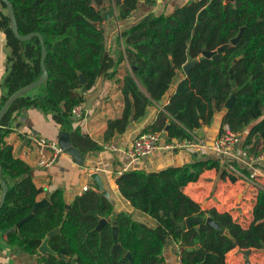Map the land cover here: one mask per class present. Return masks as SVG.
I'll use <instances>...</instances> for the list:
<instances>
[{
	"label": "trees",
	"instance_id": "1",
	"mask_svg": "<svg viewBox=\"0 0 264 264\" xmlns=\"http://www.w3.org/2000/svg\"><path fill=\"white\" fill-rule=\"evenodd\" d=\"M9 1L19 33H38L43 37L49 74L48 81L39 88L42 94L31 97L26 93L18 98L0 124L2 178L9 186L0 210V233L7 235L11 246L38 256L42 264H130L127 253H131L133 264H164V253L171 243L179 246L183 264H227L226 254L235 248L264 250V190L258 192L254 220L248 229L228 213L203 211L184 193L185 187L197 182L207 170H217L222 180L238 181L228 165L212 157L159 172L135 169L120 175L117 185L121 195L135 212L151 218L153 224L136 222L133 214L127 212L116 213L109 199L90 190L67 209L64 191L57 189L49 194V204L40 207L18 228V223L41 201V193L31 167L15 158L6 142L22 111L35 108L52 115L84 155L100 151L102 146L83 132L73 115L75 107L85 105L86 94L95 89L99 80L113 81L120 65L124 61L129 64L122 88L125 109L121 118L108 122V142L117 134H124L133 121L145 116L149 107L163 100L185 64L199 59L205 51L231 45L242 28L244 33L236 46L199 62L189 72L170 98L165 118L162 120L160 115L144 133L164 131L166 142L193 141V132L210 123L217 110L225 109L223 126L240 132L245 147L251 146L254 139L264 140V0H190L172 13H149L121 31L116 56L106 47L101 27L104 14L116 10L119 22L131 21L140 0ZM94 1L99 10L93 6ZM145 1L150 7L156 3ZM0 30L10 49L1 111L14 94L40 80L43 69L40 39L18 40L1 0ZM83 89L85 93L80 92ZM234 93V103L224 108ZM249 152L253 153L250 149ZM228 164L249 174L235 162ZM1 192L0 183V199ZM197 216L213 218L232 238L205 223L188 228L186 220ZM103 219L107 224L97 230ZM115 227L124 253L114 250ZM57 228L60 232L49 240L57 256L40 254L44 240ZM197 247L200 250H188Z\"/></svg>",
	"mask_w": 264,
	"mask_h": 264
},
{
	"label": "crops",
	"instance_id": "2",
	"mask_svg": "<svg viewBox=\"0 0 264 264\" xmlns=\"http://www.w3.org/2000/svg\"><path fill=\"white\" fill-rule=\"evenodd\" d=\"M189 1L156 0V3L150 7L145 0H140L139 9L133 14V20L126 22L117 20L116 10H114V13L110 12L111 18L104 20L101 25L105 31L107 50L116 56L117 52L120 51L121 31L130 27L131 24L139 22L147 14L172 13ZM9 54L10 49L7 47L5 36L0 30V100L4 93L2 83L7 74ZM128 72L129 64L124 61L113 81L99 80L95 89L86 94L88 96L100 89V95L94 102L92 110H85L76 124L94 142L101 145L102 149L84 155L83 165H77L69 156L62 155L59 160H57V157L55 163L50 167H39L37 165L39 149L31 140V134L41 136L58 145L62 130L54 121L52 115L44 114L35 108L23 110L21 115L17 117L6 142L12 147L14 157L24 161L33 170L34 182L39 189L43 190L40 200L45 199L55 190L62 189L66 207L69 209L73 201L85 193L83 192L84 188L97 193H101L103 188L110 193L116 213L136 214L137 218L153 224L151 218L135 212L129 201L121 195L117 185V179L120 175L135 169H142L148 173L159 172L169 167L182 166L192 163L194 160L208 157L218 159L219 155L210 151L209 147L214 144L223 127H225L222 124L225 109L217 110L210 123L203 124L201 128L193 132L194 140L191 146L172 151L161 149L139 162H134L129 157L128 152L133 140L143 134L145 130L152 128L160 115H163L162 120L165 118V108L169 105L170 98L178 84L187 77L183 70L159 104L149 107L145 116L133 121L124 134H117L112 140L105 142L108 122L121 118L125 109L122 88L124 78ZM80 92L85 93L83 90ZM27 94L31 97H37L42 94V90L35 88ZM168 122L169 120H167V125H169ZM164 135L163 133V138ZM244 142L245 139L242 137L240 151L245 147ZM245 148L252 150L253 153L250 152L252 155L259 156V160L250 163L246 159H240V157L234 159L224 156L222 159L225 162L234 161L241 169L248 171L250 178L264 185V140L254 139L252 145ZM258 192L249 182L238 180L233 183L229 179L222 180L219 172L215 169L205 171L197 182L188 184L184 189V193L200 205L203 211L215 210L220 214L228 213L244 229H248L254 220L253 210ZM179 251V246L171 243L165 250L164 264H179ZM248 251H251V253L246 255ZM225 261L227 264H264V250L235 248L226 254ZM0 264L42 263L39 262L38 256L29 255L20 247L11 246L8 243L7 235L0 233Z\"/></svg>",
	"mask_w": 264,
	"mask_h": 264
},
{
	"label": "water",
	"instance_id": "3",
	"mask_svg": "<svg viewBox=\"0 0 264 264\" xmlns=\"http://www.w3.org/2000/svg\"><path fill=\"white\" fill-rule=\"evenodd\" d=\"M7 7V12L8 15L10 17V21H11V29L12 32L14 34V36L22 41V42H26L29 41L30 39H32L33 37H38L41 41V46H42V60H41V66L43 69V76L40 80H38L37 82L23 88L22 90L18 91L16 94H14L7 102L6 104L3 106V108L0 111V124L2 121L3 116L5 115L6 111L8 110V108L10 107V105L16 101L18 98H20L21 96L25 95L26 93H28L29 91H31L32 89L35 88H40L42 87L49 78V74L45 65V60L47 57V49L44 43V39L43 37L38 34V33H32L29 35H21L19 33V29H18V24H17V18L15 15V11H14V7L13 4L9 1V0H1ZM104 1H108V0H104ZM93 6L99 10L100 6L97 4L96 1H94ZM104 18L105 20H109L111 18V13L109 11H107L104 14ZM131 18H133V15H131ZM264 22V20H262ZM244 33V28L241 29L239 35L234 38L231 41V45L232 46H236L239 41L241 40L242 36ZM231 45L226 44L222 47H220L219 49H217L216 51H205L202 55V57H200L199 59L193 60L189 63H187L185 66H183V71L186 73V75L188 76L189 72L201 61L205 60V59H211L213 56L217 55V54H222L223 52H225L226 49H228ZM233 70L231 69L230 73H232ZM233 79V77H232ZM82 82L84 83V79H82ZM233 88H236V83L233 82ZM83 91L85 92V90L83 89ZM211 92H213V90H211ZM100 95V89H98L97 92L92 93L90 95L87 96L86 98V103H85V110L87 111H91L93 108V104L94 102L97 100L98 96ZM236 99V94L234 93L231 98L228 100V102L226 103V108H230L232 106V104L234 103ZM164 138L166 139V135H164ZM58 145L60 147V149L62 150V153L58 156V159L62 156V155H66L69 156L73 162L77 165H83L84 161H85V156L84 154L78 150L77 148L74 147L73 143H72V138L70 133L62 131L60 133V137L58 139ZM0 183L2 184V192H1V199H0V210L2 209V207L4 206L5 202H6V197L9 191V186L8 184L3 180L2 178V167H1V162H0ZM43 190H39V193H42ZM101 193L103 196H105L107 199L110 200V202L112 204H114L113 199L111 198V195L108 191H105L103 188L101 189ZM50 202V195L47 196L45 199L37 202L33 209L32 212L30 213V215H28L26 218L22 219L17 227L20 228L21 225H23L27 220H29L30 218H32L34 216V214H36V212L38 211V209L42 206L48 205ZM66 217V216H65ZM132 219L136 222H140V223H146L144 222L142 219L137 218V215L134 214L132 216ZM205 223L206 225L216 229L217 231L223 232L224 236L228 237V238H232L230 235V232L228 230L224 231L221 227V225L219 223H217L216 221L213 220V218L211 217H207L204 218L202 216H197V217H191L188 218L186 220V226L188 228H191L192 226H196L199 224ZM105 224H107V220L103 219L100 221L97 230H100ZM197 230H199V227L196 228ZM60 232V228L55 229L54 231L50 232L47 236V238L44 240L43 244L41 245V247L39 248V252L42 255H54L57 256V254L50 248L49 246V240L50 238H52L55 234H58ZM117 232L118 229L115 227L113 229V233H114V240H115V246H114V250H119L121 252H125V250L122 248L121 245L118 244V239H117ZM189 251H193V250H200V247L197 248H189ZM18 251H20V249H18ZM251 253V251H248L246 255H249ZM126 257L130 260V264H133V258L131 253H127Z\"/></svg>",
	"mask_w": 264,
	"mask_h": 264
},
{
	"label": "built area",
	"instance_id": "4",
	"mask_svg": "<svg viewBox=\"0 0 264 264\" xmlns=\"http://www.w3.org/2000/svg\"><path fill=\"white\" fill-rule=\"evenodd\" d=\"M85 111V105H79L74 108L73 115L75 119L82 117ZM31 140L37 145L39 149V158L37 160V165L41 168H48L55 163L57 157L62 153L60 147L41 136L31 134ZM164 142V143H163ZM193 141L174 139L171 142H165L163 139V132H148L137 136L132 143V146L128 152L129 157L134 162H139L161 149L172 151L174 149H179L181 147L191 146ZM242 134L240 132H234L229 126L223 127L222 131L216 138L214 144L209 147L210 151L219 155L218 159L222 160L223 164L228 165V170L231 175H234L238 180L246 181L252 184L258 191L264 190V185L256 180L250 178L244 172L238 170L228 162H225L222 157H231L234 159L248 160L250 163L257 162L259 156L252 155L248 148H242ZM202 146V145H201ZM234 162V161H232ZM89 191L88 188H84L83 192ZM181 251H179V264H183L180 256Z\"/></svg>",
	"mask_w": 264,
	"mask_h": 264
}]
</instances>
